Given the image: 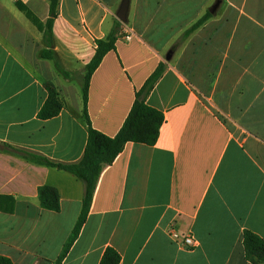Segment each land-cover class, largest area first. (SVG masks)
Returning <instances> with one entry per match:
<instances>
[{
  "label": "crops",
  "instance_id": "1",
  "mask_svg": "<svg viewBox=\"0 0 264 264\" xmlns=\"http://www.w3.org/2000/svg\"><path fill=\"white\" fill-rule=\"evenodd\" d=\"M121 1L58 0L53 50L65 77L42 56V32L19 7L44 23L49 0H0V142L64 163L81 158L87 124L81 85L71 81ZM124 24L131 36L118 34L90 75V125L114 136L160 62L165 70L145 102L164 121L153 145L126 142L102 170L60 264H99L107 247L118 264H252L242 238L249 230L264 239V0H128ZM47 85L62 108L41 119ZM44 185L55 188L58 211L40 206ZM0 195L14 200L12 212L0 210V255L53 264L80 213L81 182L0 151ZM171 226L195 246L172 241Z\"/></svg>",
  "mask_w": 264,
  "mask_h": 264
},
{
  "label": "trees",
  "instance_id": "2",
  "mask_svg": "<svg viewBox=\"0 0 264 264\" xmlns=\"http://www.w3.org/2000/svg\"><path fill=\"white\" fill-rule=\"evenodd\" d=\"M58 0H49V15L44 23L34 17L24 6V10L31 21L42 32V38L47 46L43 50L42 56L54 61L56 69L65 77L71 74L65 70L53 50V21L57 15ZM210 13L206 12L188 29L181 37L187 36L191 31L200 26ZM123 22L115 20L109 33L102 39L95 41V48L92 57L84 65L81 76L83 114L87 124V136L81 158L74 163H64L49 159L48 157L29 151L20 147L0 142V151L18 156L28 162L52 167L56 170L66 172L75 177L82 184L81 210L77 220L65 241L62 250L53 264H60L66 253L77 238L80 229L86 219L96 184L102 170L110 165L116 156L122 151L126 142L141 143L153 145L158 139L160 126L164 121L162 111L156 109L145 102L146 96L153 89L154 85L165 70V65L160 62L152 73L147 77L141 88L135 92L133 104L123 120L121 126L114 136H107L96 130L90 125L86 112V102L88 96L89 78L92 72L100 63L106 52L114 48L115 39ZM47 97L39 109L38 116L41 119H47L58 114L62 108V103L53 86L47 85ZM38 200L40 206L52 210H59V199L55 188L44 185L39 189ZM7 201L8 206H1L2 202ZM14 200L10 196L0 195V210L10 213L13 210ZM242 244L244 257L252 264L264 263V239L259 235L249 231H243ZM120 261L119 253L112 247H107L100 258L99 264H118ZM0 264H13L9 258L0 255Z\"/></svg>",
  "mask_w": 264,
  "mask_h": 264
},
{
  "label": "built area",
  "instance_id": "3",
  "mask_svg": "<svg viewBox=\"0 0 264 264\" xmlns=\"http://www.w3.org/2000/svg\"><path fill=\"white\" fill-rule=\"evenodd\" d=\"M118 34L124 38H129L131 36V31L123 23ZM168 235L172 241L188 249H192L196 244L194 238L190 234H179L172 226L168 229Z\"/></svg>",
  "mask_w": 264,
  "mask_h": 264
},
{
  "label": "water",
  "instance_id": "4",
  "mask_svg": "<svg viewBox=\"0 0 264 264\" xmlns=\"http://www.w3.org/2000/svg\"><path fill=\"white\" fill-rule=\"evenodd\" d=\"M218 2L215 4L214 7H212L211 11L216 7ZM127 10H128V0H122L120 5L118 6L117 12H116V17L119 21L125 23L127 19ZM172 55V50H169L166 55L165 59L169 60Z\"/></svg>",
  "mask_w": 264,
  "mask_h": 264
},
{
  "label": "rangeland",
  "instance_id": "5",
  "mask_svg": "<svg viewBox=\"0 0 264 264\" xmlns=\"http://www.w3.org/2000/svg\"><path fill=\"white\" fill-rule=\"evenodd\" d=\"M72 85H73V87L74 88H79L80 87V85H81V79H78V77H73L72 78ZM73 93H75L74 91H73ZM264 264V263H263Z\"/></svg>",
  "mask_w": 264,
  "mask_h": 264
}]
</instances>
